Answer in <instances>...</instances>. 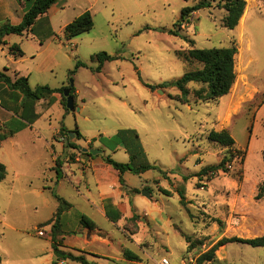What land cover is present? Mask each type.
I'll use <instances>...</instances> for the list:
<instances>
[{"label":"rangeland","instance_id":"1","mask_svg":"<svg viewBox=\"0 0 264 264\" xmlns=\"http://www.w3.org/2000/svg\"><path fill=\"white\" fill-rule=\"evenodd\" d=\"M198 1L78 0L60 14L67 20L88 8L94 20L91 30L71 39L58 32L44 49L37 48L38 37L24 38L27 54L18 61L0 47V70L11 68L14 78L16 73L28 76L32 87L56 89L52 103L34 125L0 140V162L7 170L0 180V264H79L55 260L52 226L41 225L54 216L60 205L58 197L72 204L56 229L61 248L75 254L79 252L70 248L98 253L88 256L90 261L95 256L98 264H156L162 257L172 264L190 259L198 264L199 256L223 237L264 235V198H255L258 185L264 182V95L243 103L233 115L227 129L235 139L230 148L209 139L213 130L226 129L222 118L228 95L199 99L197 92L205 91L207 85L190 82L184 101L178 87L161 86L202 67L183 56L192 46L220 48L236 42L237 36L222 24L226 10L221 0H207L212 6L193 12L181 26L180 35L166 31L174 27L183 7ZM65 20H57V27ZM245 27L252 38L246 55L257 58L249 73L263 90L264 0L250 8ZM100 52L117 58L106 61L98 72L99 62L92 56ZM78 62L82 65L72 74ZM71 80L78 91L74 92L75 105L82 108L67 112L59 103L62 94L57 89L69 87ZM63 127L74 134L69 141L78 146L66 147L70 151L63 157L69 162L82 151H88L98 163L108 156L129 162L130 153L118 145L117 134L122 129L138 133L145 158L158 168L143 174L124 172V179L139 189L126 199L133 215L118 223L108 219L100 211L96 175L90 171L83 177L81 164L68 166L78 176L56 182L51 169L54 151L39 133L51 141L56 129ZM75 130L80 131V138ZM54 149L59 151L61 146L54 142ZM225 155L229 157L227 171L197 175ZM145 158L139 155L136 163ZM77 177L89 181L91 194ZM159 183L170 193L163 192ZM83 214L96 222L100 234H90L83 227ZM126 249L137 257L127 256ZM203 264H264V246L229 242Z\"/></svg>","mask_w":264,"mask_h":264},{"label":"trees","instance_id":"2","mask_svg":"<svg viewBox=\"0 0 264 264\" xmlns=\"http://www.w3.org/2000/svg\"><path fill=\"white\" fill-rule=\"evenodd\" d=\"M57 0H34L33 5L25 12L22 21L19 24H11L6 22L0 26V45L7 44L4 40V37L7 34L14 33V34H24L25 32L32 29L35 21L37 18L46 13L50 6L55 3ZM221 7L226 10V14L222 19V24L224 27L229 29L235 28L240 18L242 17L244 10L246 8V0H221ZM212 4L207 0H199L193 5H188L183 7L181 11L180 18L175 22L174 27L171 29H167L171 34L180 35L179 30L181 26L185 24L188 17L195 11L204 8V7H211ZM94 26L93 15L90 10L84 11L82 14L77 16L71 22H69L65 28L64 33L68 39L76 37L84 32L91 30ZM189 42L194 43V40L186 38ZM9 51L14 57H22L24 56V51L20 47L19 44L13 43L9 46ZM238 51V47L236 42L230 44L227 47H213V48H197L192 46L188 50L183 53V56L187 60H196L202 64V67L196 70L186 72L182 77L162 83L161 86H175L181 90V97L184 101L186 96L188 95V89L186 85L190 82H201L207 85L205 91L199 90L197 92L199 99H218L223 95H226L230 92L231 87L236 79V70H235V55ZM116 56H113L107 52H100L94 54L92 59H96L99 62L98 67H96V71H101L103 64L106 61L116 59ZM82 63L78 62L76 68L71 70L73 74L78 67H80ZM9 68L5 67L4 70H0V85L6 86L10 91L18 93L22 97L21 106L23 107V112L21 115L18 111L15 113L20 116L21 119H27L30 122H33L38 116L35 112V103L37 100L42 98L50 97L56 89L51 88L48 85H37L32 87L29 82L28 76H18L16 73L15 78H13L8 73ZM65 87L57 89L62 94L61 102L66 109L67 112L71 110L66 105V97L63 94V90ZM75 88L72 87L71 94L75 98ZM28 114H31V118H27ZM27 124L21 122L15 128H9L7 131L2 133L4 126L0 124V140L7 138L8 136L13 135L14 133L20 131ZM62 133L65 136H68V131L65 130L63 127L61 129ZM75 136L80 138L81 133L79 130H75ZM138 133L133 129H122L117 134V141L118 145L121 144L126 150L130 153V161L129 162H119L111 158L110 156L106 157L105 160L107 163L112 165L116 170L120 173V180L121 182L124 181L122 174L126 171H131L133 173L139 174L145 172L150 169L158 168L156 165L151 164L145 158L144 150L138 139ZM209 139L227 147H234L235 139L230 134L229 130L222 129V130H213L209 134ZM67 147H74L73 142L68 141ZM141 155L143 156L144 162L141 164L136 163L137 157ZM229 161V157L225 155L219 163L212 164L209 166L204 167L200 170L197 175H214L215 173L219 172L220 170L227 171L225 166L226 162ZM136 163V165H135ZM57 168V172L59 168ZM6 166L5 164L0 162V180L4 179L6 176ZM163 192L169 194L170 191L160 188ZM264 197V182L258 185L257 193L255 195L256 199H261ZM182 201L185 200V196L181 194ZM60 200V205L58 206L54 216L49 219L48 221L42 223V226H46L52 224L51 229V244L53 248V252L57 257V260H71L75 261L79 264H98L97 262L90 261L84 251H80V253L75 254L72 251H66L61 248L62 244L60 243L57 237L56 229L59 227L60 218L62 213L67 210L71 204L64 200L61 197H58ZM81 223L82 225L94 228L96 223L93 219L83 214L81 216ZM229 242H238V243H245L255 247L264 246V235L257 236L254 238H243L238 236L232 237H223L218 242H216L207 252L201 254L198 258V264H203L205 261H211L214 258L215 251L218 249L219 246L227 244ZM127 256L135 258L137 256L133 255L131 250H125ZM90 254V253H88ZM92 254V253H91ZM96 256V254H95ZM2 261V256L0 255V263ZM52 264H58L57 261H53Z\"/></svg>","mask_w":264,"mask_h":264},{"label":"crops","instance_id":"3","mask_svg":"<svg viewBox=\"0 0 264 264\" xmlns=\"http://www.w3.org/2000/svg\"><path fill=\"white\" fill-rule=\"evenodd\" d=\"M75 1L78 0H57L55 3H53L50 6V8L46 13L40 15L37 18L31 30L25 32L24 34H14V33L7 34L4 37V40L7 42V44L5 45L1 44L0 45L1 49L5 50L6 48L9 51V46L13 43H17L20 45V47L23 49L25 53L24 56L17 58L18 59L25 58L27 53L25 52L24 49V38L28 39L30 36H32V38L38 37L40 43L38 44L37 48L44 49L45 44L49 40V38H51L52 36L57 37L58 32H64V28L69 22H71L77 16L82 14L84 11L89 10L88 8H84V9L82 8V11L80 9V11L76 12L75 15H72L70 19L65 20L63 14H60V11H67V9H69L75 3ZM257 1L258 0H246V8L244 10L242 17L239 20L238 25L235 28L231 29L234 35L237 36V39L236 38L235 39H236L238 51L235 56L236 79L231 87L230 92L226 94L229 96V99L228 102L226 101L227 110L225 116L222 118V122L224 123L223 127H226V129H229L233 115L237 114L240 111L243 103L253 102L254 99H256V97L261 93L262 95H264V89L262 90L260 87L256 85L255 80L252 78V75L249 73L250 70L249 68L251 67L254 60H256L257 58L252 55H246L247 50L251 49L252 38H251V34L246 30L245 23L250 8L253 5H256ZM33 3L34 0H0V26L6 22H9L11 24H19L22 21L25 12L33 5ZM62 19H64L65 21H63V23H60L59 26L57 27V23H56L57 20H62ZM36 30H39L37 31L39 33H36ZM245 39L248 40L247 44L244 43ZM39 53L40 51H38L36 54ZM12 56L14 57V55ZM14 58L16 59L15 61H18L16 57ZM237 59L239 60V62L237 61ZM237 62L239 64L238 65L239 67L237 66ZM10 72L12 73L11 68H9L8 70L9 74ZM75 93L78 94V91H76ZM53 96L54 94H52L50 97L42 98L36 101L35 112L38 117L34 119L33 122H30L29 121L30 119L29 120L21 119L20 116L15 113L16 111H18L19 114L21 115V113L23 112V107L21 106L22 97L18 93L10 91L6 86L0 85V124L3 125L4 128L9 129V128H15L21 122H24L27 124V126L20 130L22 132V130H24L29 126L34 125L38 121L42 112L46 111L49 105L52 103ZM61 99H62V95H60V99H59V103L62 105ZM81 108L82 107H78V110H81ZM2 110L6 111L5 112L6 114H4ZM27 118H31V114H28ZM20 131L14 133L13 135L18 134ZM61 132H62L61 130L56 129L55 133L52 136L51 141H49L48 138H45V136L42 133H39V135L43 136V138L47 141V146L51 148V151H54L52 158L55 163L52 165L51 169L54 170V173L56 175V182H63L64 179L70 181V175L78 176L75 170L68 166L70 163L81 164V166L78 167L82 169L83 177L86 176L90 171L96 175L98 199L102 204V208L100 209V211L106 217H108V219L118 223L119 220L125 219V216L133 215L134 214L133 211L129 212L126 199L131 192H139V189L135 186H132V184H130L129 182H127L126 179H124L125 173H127V171L122 174L124 181L121 182L119 171L106 162L105 160L106 157H104L105 162L103 161V163L102 162L98 163L97 161H95V158L92 157V154L88 153V151L87 152L82 151L80 154L76 156V159L73 162L66 161L67 159L64 158L63 156H66L67 151L68 153L70 151L67 150L66 148L67 142L69 141V139L67 140L69 134L68 136L65 137H60V138L57 137L58 133ZM65 138H66V142H62L61 140ZM54 142L61 146V149L59 151L54 149ZM119 145L122 146L121 144ZM74 151L75 150H73L72 153ZM56 167L59 168L58 172ZM54 179L55 177L53 176V178H51V181L54 182ZM77 179L78 182L86 183L87 190L91 194L92 190L89 189L88 186L89 181L86 178H83V180H81L79 177H77ZM161 186L162 185L159 183V188ZM71 207L72 204L64 212L68 211ZM64 212L61 215L60 223L62 221L61 219ZM83 227H85L88 231H90V234L95 232H98L100 234L99 231H102L101 229L97 228V224L94 228H89L84 225ZM82 236H84V234H82ZM70 249L79 253L81 250L84 251L87 258L90 255H95V254L98 255V253L88 252L82 248L72 247ZM88 253H90V255ZM93 257L96 259L95 256ZM95 259L94 262H97L95 261Z\"/></svg>","mask_w":264,"mask_h":264},{"label":"water","instance_id":"4","mask_svg":"<svg viewBox=\"0 0 264 264\" xmlns=\"http://www.w3.org/2000/svg\"><path fill=\"white\" fill-rule=\"evenodd\" d=\"M72 87H73V80H71L69 87L65 88V90H64V96L66 97V100H67L66 105L71 111L78 110V107L75 106V98L71 94ZM70 136H74V134H70L69 137L67 138V140L70 138ZM56 259H57V257L55 256V260Z\"/></svg>","mask_w":264,"mask_h":264},{"label":"built area","instance_id":"5","mask_svg":"<svg viewBox=\"0 0 264 264\" xmlns=\"http://www.w3.org/2000/svg\"><path fill=\"white\" fill-rule=\"evenodd\" d=\"M39 234L44 235V230H40ZM192 259L190 260H182L179 264H192ZM156 264H172L171 261L167 257H162L159 259Z\"/></svg>","mask_w":264,"mask_h":264}]
</instances>
